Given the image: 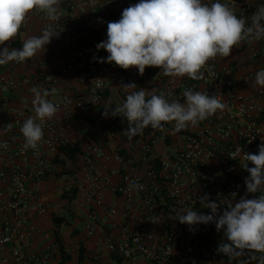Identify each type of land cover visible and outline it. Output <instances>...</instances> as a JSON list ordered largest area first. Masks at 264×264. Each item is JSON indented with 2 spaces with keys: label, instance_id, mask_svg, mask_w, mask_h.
Returning <instances> with one entry per match:
<instances>
[{
  "label": "built area",
  "instance_id": "built-area-1",
  "mask_svg": "<svg viewBox=\"0 0 264 264\" xmlns=\"http://www.w3.org/2000/svg\"><path fill=\"white\" fill-rule=\"evenodd\" d=\"M81 1L84 8L92 9L87 24L96 31L98 23H105L107 27L108 22L121 18L125 8L136 4L132 0ZM202 2L226 4L238 18H245L247 24L251 23V15L256 9L264 6V0ZM70 9L74 7L70 6ZM36 12L44 21L43 28L52 23L59 33L46 45L52 54L43 66L55 65L56 74L75 76L86 85L85 90L75 95L65 94L60 103L54 104L58 110L73 106L82 115H90L101 108L107 92L105 82L97 72L95 54L80 42L82 36L75 31V25L67 26L61 15L58 21L50 22L44 13ZM25 25L26 21L19 32ZM9 47L15 48L12 43ZM232 51L245 57L241 69L234 65L222 66L221 57L217 56L202 69L204 79L192 80L186 76L179 87L170 85L158 93H163L169 101L180 103H185L183 93L188 89L210 96L218 94L227 107L196 126L189 125L179 132L174 131L175 122H171L164 124L163 131L149 127L143 135L134 137L131 141L146 165L143 171L122 174L120 182L114 184L111 174L99 171L97 157L93 153L84 156L91 200L108 211L110 216L120 217L122 221L118 238L111 239L106 245L110 254L119 257V264H237L235 260L230 262L227 256L217 253L220 242L227 241L224 230L218 232L215 223L190 226L175 219L186 208H192L198 214H211V210L200 202L205 195L210 202L221 204L219 214L227 207L225 203L233 193H236L234 202H239L241 197L254 199L264 194V188L257 193H247L245 178L249 173L242 166L247 162L243 154H258L260 144L264 143V86L255 84L257 71L264 69V38L251 43L243 41ZM27 62L28 59L15 63ZM119 79L124 81V74ZM26 84H31V81L0 77L3 94ZM41 87L47 90L56 88V94H60L51 78H46ZM240 88L245 91L238 92ZM5 114L6 104H3L0 116ZM33 116V106L26 105L24 113L14 120V126L21 128L23 122ZM36 122L41 124L44 133L36 149H26L22 133L20 141L13 129H7L6 139L0 141V151L10 156L9 163L0 171V180L7 188L0 192V214L13 217L0 224V264H60L57 246L37 252L31 245L38 232L34 220L45 215L49 208L48 200L39 195L41 184L56 173L58 163L55 160L61 156L59 148L68 145V139L51 119ZM127 127L126 118L110 115V124L102 136L108 138L118 134L127 138ZM168 132L177 135L179 144L168 150L165 148L157 155L155 150L159 141L166 146L171 144V140L168 144L165 140ZM4 142L7 147L2 146ZM238 148L242 151L237 152ZM18 157L26 164H18L15 161ZM156 167H160L159 173ZM248 167H253L251 162H248ZM108 191L113 192L116 198L106 204ZM85 229L88 238L94 237L98 231L106 232L95 213L89 215ZM93 264L103 263L96 258Z\"/></svg>",
  "mask_w": 264,
  "mask_h": 264
},
{
  "label": "clouds",
  "instance_id": "clouds-1",
  "mask_svg": "<svg viewBox=\"0 0 264 264\" xmlns=\"http://www.w3.org/2000/svg\"><path fill=\"white\" fill-rule=\"evenodd\" d=\"M59 4L60 0H0V45H6L18 35L30 12L39 11L48 21H58ZM58 36L53 24L48 23L41 35L25 39L22 48L3 47L0 65L32 58ZM262 38L264 6L256 9L251 15V23L247 24L245 18H238L228 5L220 2L209 5L202 0H140L125 8L118 21L108 22L107 40L96 47L109 53L106 62H114L124 70L136 67L141 76L146 67H158L165 76L202 80V69L209 60L217 56L229 57L241 42L251 43ZM98 62L103 63L105 59L100 58ZM255 84L264 86V69L257 71ZM124 87L135 88L136 85ZM30 91L35 116L23 122L20 132L25 140L24 147L36 149L44 135L41 124L36 121L43 122L56 115L58 108L48 97L57 89L34 86ZM183 96L185 103L169 101L163 93L158 95L155 91L149 98L146 91L140 89L128 94L121 105L114 108L105 105L102 115L105 118L109 114L126 118L125 135L131 141L137 135H143L149 127L163 131L166 123L175 122V132L189 125L196 126L227 107L218 94L210 96L188 89ZM7 128L11 129V124ZM2 146L7 147L6 142ZM241 151L237 149V152ZM243 157L247 162L242 166L249 173L245 178L247 193H257L264 188V143L260 144L258 154L246 153ZM248 162L253 167H248ZM235 196L233 193L225 203L227 207L218 214L221 204L210 202L205 195L200 202L211 210V214H198L192 208H186L175 219L190 226L215 223L218 232L224 230L227 241L220 242L218 254L227 256L230 262L235 260L237 264H264V194L254 199L241 197L239 202H234Z\"/></svg>",
  "mask_w": 264,
  "mask_h": 264
},
{
  "label": "crops",
  "instance_id": "crops-1",
  "mask_svg": "<svg viewBox=\"0 0 264 264\" xmlns=\"http://www.w3.org/2000/svg\"><path fill=\"white\" fill-rule=\"evenodd\" d=\"M140 0L137 1L139 3ZM81 0H60L59 11L60 15L64 18L67 26L76 25L82 21H88L92 15V9L82 5ZM73 6L74 9H70ZM98 31L101 34V42L107 40V27L105 23H98ZM44 21L37 14L36 11L30 12L26 19V25L18 35L7 42L6 45H0V50L8 46L10 43L19 42L23 46V42L30 36L41 35ZM80 42L82 37L79 38ZM100 42V43H101ZM98 42H93L90 46V51L96 53L97 51H105V49L97 50ZM10 48V47H9ZM52 54V50L45 46L32 58H29L27 63H20L16 65L15 61H11L5 65H0V77L14 80L28 79L31 84H26L17 90L3 94L0 91V106L6 104V114L0 116V141L6 139L7 125L11 124L19 140H22L20 128L14 126V120L24 113L26 105L32 106L33 94L30 89L32 85L42 88L43 82L46 78H51L60 90V94L50 95L48 99L53 103H60L62 96L65 94L75 95L76 93L85 90V84L80 82L75 76L56 74L55 65L43 66V62ZM245 57L236 55L232 51L229 57H221L222 66L234 65L236 68L244 66ZM98 74L102 77L107 87V98L102 104L101 108L96 109L90 115H82L73 106L66 107L58 110L56 115L51 119L61 132L68 139V145L79 146L83 150L76 163L67 161L66 167L57 164V170L54 175L48 176L41 184L40 197L46 198L49 203L48 211L45 215L38 217L34 220V224L38 230L37 235L32 243V249L37 252H43L48 247L55 243V227L53 223V216L63 217L66 216L67 220L71 223L65 229L63 226L61 235L63 236L66 244V251L73 250L76 252L83 243L87 249V260L82 264H93L95 259L98 258L103 264H119L120 259L117 255L110 254L107 250V243L111 239H117L120 233L122 221L120 217H112L108 211L100 208L91 200L90 182L86 176L84 156L87 153H93L97 158L98 169L101 173L111 174L114 184H118L121 180L122 174L141 172L146 168V165L141 161L139 151L132 141L127 138L115 134L108 138L102 136V132L110 124V114L105 118L102 113L104 112L105 105H111L113 108L121 105L128 94L131 92H138L144 89L150 98L152 91L158 94L161 90L170 85L179 87L186 80L184 77H170L165 76L161 69L156 67H146L144 74L141 76L136 67H131L124 70L117 66L114 62L108 63L98 62ZM125 76V80L119 79L120 75ZM128 84H135V88L126 89L124 86ZM245 89L240 88L238 92H244ZM29 118V117H28ZM168 139L171 144L166 146L162 141H159L156 146V154H160L165 148L168 150L173 145L179 144V138L173 132H168ZM121 154L128 157L129 161H125ZM10 156L0 151V171L3 166L10 161ZM59 161L65 160L64 156L57 158ZM18 164H26L23 159L17 158L15 160ZM71 172L66 174L67 172ZM73 188L79 191L76 199L72 201L63 199L62 195ZM7 188L0 180V192L5 191ZM116 196L113 192L108 191L105 194V202L109 204L115 200ZM95 213L99 217V224L105 228V233L98 231L94 237L88 238L86 236V224L89 215ZM10 214H0V224L6 220H12ZM78 223L81 226L78 227ZM72 246V248H71ZM73 255V253H71ZM75 254V255H76ZM78 257V254L76 255ZM74 258V257H73ZM78 261V258H77ZM77 261L74 262L77 264Z\"/></svg>",
  "mask_w": 264,
  "mask_h": 264
},
{
  "label": "trees",
  "instance_id": "trees-1",
  "mask_svg": "<svg viewBox=\"0 0 264 264\" xmlns=\"http://www.w3.org/2000/svg\"><path fill=\"white\" fill-rule=\"evenodd\" d=\"M138 0H132L133 3H137ZM75 31L79 33L82 36V41L84 42V45L86 48H90L91 44L93 42H101V34L100 32L96 31L94 27L87 24L86 21H82L80 23H77L75 25ZM13 46L17 49L22 48L21 44L19 42H13ZM109 55L108 52L105 51H97L95 53V56L97 58V61L100 58H104L106 61L107 56ZM108 93H106V98ZM167 144L169 143V139L165 138ZM59 154L64 156L65 160L59 161L58 159L55 160L56 163L61 164L63 167H66L67 161H70L72 163H76L77 159L83 155V150L79 146H71V145H64L59 148ZM121 157L124 158L125 161H129L128 157H126L124 154H121ZM58 158V157H57ZM157 173L160 172V167H156ZM71 172H67L68 174ZM77 188H73L71 191H68L62 195L63 199H68L73 202L74 199H76V195L78 193ZM53 223L55 227V243L60 251V264H76L74 262L73 255L70 252L66 251V244L64 242L63 236L61 235V232L59 230L62 229L63 226H70L71 223L67 220L66 216L59 217V216H53ZM78 253V261L77 264H82L87 260L93 261L91 258H87V249L83 243H81L80 248L77 251Z\"/></svg>",
  "mask_w": 264,
  "mask_h": 264
},
{
  "label": "rangeland",
  "instance_id": "rangeland-1",
  "mask_svg": "<svg viewBox=\"0 0 264 264\" xmlns=\"http://www.w3.org/2000/svg\"><path fill=\"white\" fill-rule=\"evenodd\" d=\"M70 226H71V225H70ZM80 226H81V230H83V227H82L81 223H78V227H80ZM67 227H68V226H65L64 228L67 229ZM71 248H72V246H71ZM69 252H70V253H73V257L75 258V261H77V258H78V257H77L76 255H77L78 253L76 254V252L73 251L72 249L69 250ZM75 254H76V255H75Z\"/></svg>",
  "mask_w": 264,
  "mask_h": 264
}]
</instances>
